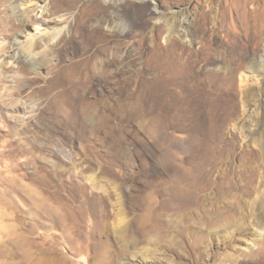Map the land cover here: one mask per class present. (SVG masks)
<instances>
[{"label": "rangeland", "instance_id": "rangeland-1", "mask_svg": "<svg viewBox=\"0 0 264 264\" xmlns=\"http://www.w3.org/2000/svg\"><path fill=\"white\" fill-rule=\"evenodd\" d=\"M263 65L264 0H0L5 223L54 264H264Z\"/></svg>", "mask_w": 264, "mask_h": 264}, {"label": "bare ground", "instance_id": "bare-ground-1", "mask_svg": "<svg viewBox=\"0 0 264 264\" xmlns=\"http://www.w3.org/2000/svg\"><path fill=\"white\" fill-rule=\"evenodd\" d=\"M162 53H163V58H162L163 64H161V65H162V69H163V74H165L164 77H163L164 83L166 84L165 93H166V96L168 98H170V97H174V96H171L173 94H170L168 92L167 86H169V88L175 90L176 87H177V83H180V82H177L178 78L176 79L175 77H173L170 74L167 75V70H169L168 69V67H169V65H168L169 64V57H168V51H167L166 47L163 49ZM37 54H38V52L36 51V43L34 42V39H32V40H30L28 42H25L24 44L21 43V41H20V39L18 37H16L14 39V49H13V52L11 54V57L13 59H15L17 61H28L32 65H37V64H39L41 62L40 60L37 59V57H36ZM253 68L251 67V69H253ZM257 70H259V69H257ZM252 71H256V70H252ZM207 80L210 81V79H207ZM205 83H206V81H205ZM200 85H201V83H200ZM200 85H198L197 91H196L197 99L195 101V110L197 112L198 118L203 120L202 113L205 112V108H203V101L204 100L201 97H199V96H201L200 94L202 92H204L205 88L203 86H200ZM185 86H186V84H185ZM179 87H180V85H179ZM179 87H177V88H179ZM194 87H195V85H194ZM194 90H196V88L193 89V91ZM177 93H179V92H177ZM190 93H191V91H190ZM192 94H195V93L192 92ZM202 95H203V93H202ZM192 96L193 95H191V97ZM191 97H188V98L191 99ZM181 100H183V99H181ZM205 101H207V100L205 99ZM247 102H248V100H247ZM210 106L211 107H217V106H220V104L218 102H213ZM217 116L218 115H216V114H214V116H213L214 125H216L218 120H219L217 118ZM215 128L216 127L214 126L213 129L211 128L210 131L209 130L205 131L204 134L207 137H209L210 139L215 138L216 137L215 136L216 133L214 131L217 132V130H215ZM2 182L3 183L5 182L4 178L3 179L0 178V183H2ZM4 211H6V210H4V209H2L0 207V264H54V263H52L53 262L52 259L49 258L47 255L51 254V252H55L57 250L56 244L59 243V242H46L44 240L37 241L32 236V234H31V236H29L32 239L31 241L29 240V242H27V241L19 242L18 239L21 237V235L17 232V228L19 227V225L18 224L14 225L13 223H5V219L6 218L4 216H8L9 213L8 212H4Z\"/></svg>", "mask_w": 264, "mask_h": 264}]
</instances>
